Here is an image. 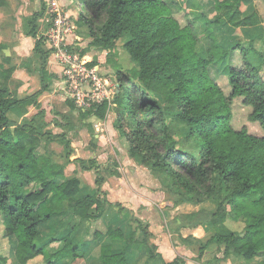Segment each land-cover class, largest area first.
Returning <instances> with one entry per match:
<instances>
[{"label":"trees","instance_id":"16d2710c","mask_svg":"<svg viewBox=\"0 0 264 264\" xmlns=\"http://www.w3.org/2000/svg\"><path fill=\"white\" fill-rule=\"evenodd\" d=\"M73 2L80 8L77 26L85 28L90 37L86 48L76 49L81 55L93 48L111 55L126 35L129 38L123 46L136 62L131 75L119 73L120 84L111 101L85 112L105 119L111 105L116 104L114 126L128 141L130 154L141 155L142 161L152 163L154 171L164 173L169 185L177 189L170 190L173 196L182 188L190 200H208L215 206L213 211L183 215L191 228L203 226L206 232L213 231L205 242L194 238L199 244V259L218 249L222 257L217 260L233 254L248 262L261 257L259 264H264V77L262 68L249 59L252 52H258L254 42L264 39V28L253 0L200 1L203 6L214 4L215 18L202 12L184 25L175 15L176 10H182L178 0ZM44 14L45 9L34 11L26 32L35 39L33 50L42 62V87L20 97L0 86V212L5 235L14 239L18 251L42 256L45 264H140L132 253L136 244L146 247L149 260L187 264L178 256L164 260L157 245L148 244V230L139 240L136 229L127 230L112 222H106L105 231L95 230L90 236L88 230L74 239L83 221L90 224L103 219L107 206L120 204L104 197V178L97 165V191L83 194L77 176L68 177L64 165L37 152L60 140L71 161L73 148L68 134L77 131L67 114H63V121L55 120L62 133L45 131L46 110L39 97L50 89L54 76L47 69L52 50L46 47V36L39 35ZM221 27L228 30L222 42L216 35ZM241 33L247 34L245 42L240 40ZM203 39L204 49L200 45ZM216 50H222L227 58L229 94L210 71L218 65ZM236 50L242 54L241 64L233 63ZM236 98L251 106L248 119L259 125L260 133L251 132L246 125L239 129L233 126ZM66 101L71 109H77L75 102ZM30 106L39 112L27 120ZM68 211L70 231L39 246L40 227ZM230 219L241 221L243 230L231 229L227 225ZM96 249L97 260H89ZM204 264L212 262L204 260Z\"/></svg>","mask_w":264,"mask_h":264},{"label":"rangeland","instance_id":"374dc122","mask_svg":"<svg viewBox=\"0 0 264 264\" xmlns=\"http://www.w3.org/2000/svg\"><path fill=\"white\" fill-rule=\"evenodd\" d=\"M9 5L5 8L0 5V47L5 46L0 51V86H7L14 94L26 96L42 87L40 56L34 52L32 45L35 39H26L28 20L34 11L45 9L43 15L41 33L51 24L52 16L49 13L51 3L54 0H9ZM66 14L71 26H77L76 20L79 17L80 8L73 0H55ZM200 1L207 0H178L182 10L175 11L176 17L181 24H186L193 15L204 12L208 17L214 19L216 11L214 4L203 6ZM255 8L263 17L264 28V0H253ZM187 14V15H185ZM44 27V30L42 29ZM74 27L78 39L74 35H68V41L73 43L75 49L86 48L90 37L86 34L85 28ZM227 28L216 29V35L220 42L227 38ZM240 40L246 41V35L241 33ZM225 37V38H223ZM32 38V37H31ZM124 36L117 42L116 50L110 55L103 49H90L87 54L90 60L100 66L102 76L108 78L112 83V89L118 91L120 84L119 73L132 74L136 62L129 56L123 44L128 39ZM33 43V44H32ZM203 39L200 43L204 49ZM257 53L252 52L249 59L253 65L262 68L264 77V39L254 42ZM34 48V47H33ZM263 54H262V53ZM233 63L241 64L242 54L239 50L234 52ZM53 55V54H52ZM51 55V57H52ZM216 66H211L212 77L217 80L224 91L229 94L231 86L226 76L227 58L222 54V50H216ZM47 69L54 76L51 80L50 89L45 91L39 101L45 108L46 114L44 124L45 131L58 134L63 132V128L55 124V120L63 121V114L70 115L77 125L76 132H70L68 138L72 144V154L70 160L67 159V150L64 142L56 140L50 142L47 147L38 148L39 155L50 157L54 162L64 165L65 173L68 177L77 176L81 180L83 194H93L97 191L96 165L104 178L102 191L104 197L110 202H118L120 206H107L104 218L92 222L83 221L74 239H80L90 230L91 234L95 230L105 231L106 222L121 225L125 229H136V237L139 240L144 238V231L148 230V244L157 245V252H161L164 260L168 259V252L171 253L172 260L175 257L182 258L187 264H197L199 261L204 264V260H211L212 264H259L261 257L248 262L244 258L230 255L228 258L222 257V252L218 249L205 254L202 259L198 258L199 244L194 238L201 242L207 241L213 231L206 232L205 228H191L188 226L184 214L198 212L200 210L213 211L215 206L208 200L195 202L190 200L180 188L177 195L173 196L170 190L175 187L169 185V180L164 173L154 171L152 163L142 161V156H132L128 150V141L114 126L116 119V104H113L105 119H99L90 115L83 108L77 105L73 110L67 103L68 97L65 92L63 65L53 55L48 60ZM12 70L11 73L8 71ZM9 74L8 76H6ZM115 96V95H114ZM159 99V96H154ZM72 102H74L72 100ZM26 119H32L38 112L34 106L29 107ZM252 108L243 103L242 99H237L233 103L232 124L239 129L246 125L253 133H260L258 124L248 119ZM176 131V125H174ZM79 158L80 160L77 161ZM76 159V160H75ZM74 160V161H72ZM177 189H174L176 191ZM124 207L123 210H119ZM70 212L55 216L52 220L44 223L40 227V236L37 240L39 246L55 237H62L70 231ZM125 219V220H124ZM187 222V223H186ZM4 217L0 212V264H26V257L30 256L27 264H45L42 256L32 257V252L23 253L15 248L14 239H9L5 235ZM227 225L237 231H242L244 224L241 221L228 220ZM184 226V227H183ZM186 240V241H185ZM135 246L132 253L138 258L140 264H162L149 260L146 247L144 245ZM97 249L89 260L96 259ZM149 260V261H148ZM67 261L58 264H67ZM75 264H86L80 261Z\"/></svg>","mask_w":264,"mask_h":264},{"label":"built area","instance_id":"2783aa9c","mask_svg":"<svg viewBox=\"0 0 264 264\" xmlns=\"http://www.w3.org/2000/svg\"><path fill=\"white\" fill-rule=\"evenodd\" d=\"M51 24L43 32L46 42L64 69L65 92L80 108L88 109L106 100L111 101L116 94L112 83L102 76L99 65H90L89 55H81L68 37L75 31L57 1L51 3ZM69 35V36H68ZM113 106V104L111 105Z\"/></svg>","mask_w":264,"mask_h":264},{"label":"crops","instance_id":"0c3cea01","mask_svg":"<svg viewBox=\"0 0 264 264\" xmlns=\"http://www.w3.org/2000/svg\"><path fill=\"white\" fill-rule=\"evenodd\" d=\"M9 2H10L9 0H0V5H2V7L4 8L5 11H8V10H6L5 8L8 7ZM41 26H42V23H41ZM75 28L77 29V27H75ZM42 29L44 30V27H42ZM40 31H41V27H40ZM41 34H43V31H42V33L39 32V35H41ZM72 35H74L77 39L79 38V37L77 36V34H76V31H74V33H73ZM31 37H32V36L27 35L26 39H32V41H33V37H32V38H31ZM34 43H35V42H34ZM32 44H33V43H32ZM4 47H5V46H3V48H4ZM33 47H34V44L32 45V49H33ZM46 47H47L48 49H50L49 46H48V44H47V42H46ZM52 54L54 55L53 51L51 52V55H52ZM51 55H50L49 59L53 58V55H52V57H51ZM168 254H169V256H168V259H169V260H167V261H171V260H172L171 253L168 252Z\"/></svg>","mask_w":264,"mask_h":264}]
</instances>
